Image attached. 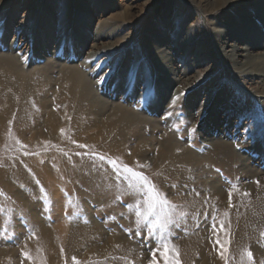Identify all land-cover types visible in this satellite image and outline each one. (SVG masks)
<instances>
[{
	"label": "rangeland",
	"instance_id": "374dc122",
	"mask_svg": "<svg viewBox=\"0 0 264 264\" xmlns=\"http://www.w3.org/2000/svg\"><path fill=\"white\" fill-rule=\"evenodd\" d=\"M223 1L0 0V54L19 59L20 73L49 62L59 67L47 71L54 77L77 65L104 105L100 116L116 104L142 116L119 145L111 137L32 145L18 127L3 133L0 264H43L44 256L46 264H149L147 186L125 165L178 205L171 218L179 226L156 206L155 235L172 229L181 264H226L212 228L221 221L227 264H264V0ZM224 37L262 64L241 72ZM164 136L183 149L177 163L157 157ZM139 138L144 155L128 159ZM179 168L177 181L165 175Z\"/></svg>",
	"mask_w": 264,
	"mask_h": 264
},
{
	"label": "bare ground",
	"instance_id": "6f19581e",
	"mask_svg": "<svg viewBox=\"0 0 264 264\" xmlns=\"http://www.w3.org/2000/svg\"><path fill=\"white\" fill-rule=\"evenodd\" d=\"M239 1L224 0L222 5L223 7L230 4L234 5L239 3ZM220 5L218 6L220 7ZM218 32L220 34L223 33L222 30H218ZM223 40L222 44L225 47L224 51L228 58L234 64L240 63V66L243 67L241 72L244 74L250 73L253 68L262 64V62L251 59L248 47H239L236 43L229 42L227 37H224ZM227 47H229L228 50L226 49ZM238 56L246 59L238 60ZM19 62V59L13 55L0 54V140H3V133L9 127H18L21 129L19 131H17L18 129L16 130L19 139L25 140L32 145L41 142L55 144L56 142L66 141L70 143L79 141L93 142L94 144L105 143L110 137L114 138L113 143L116 144L122 143L118 141L124 139L123 131L126 130L128 132V129L138 124V120L142 117H137L136 113L127 111L117 104L112 106L110 112L108 111L106 115L100 116L104 105L99 104L100 100L93 92L91 80L83 74L77 65H62L59 73L53 77L47 71L51 70L52 67L53 71H55L54 68L56 67L55 65H50L48 61V65L36 68L30 74L20 73L24 69H21L23 67ZM263 66L264 63L262 64ZM246 67H250L251 71L247 72ZM262 67L259 66L261 71L264 70ZM58 68H56L57 71ZM41 69L46 74H38ZM139 140V144L135 145L130 151L128 159H138L144 155L143 147L146 145V141L142 138H139ZM158 143L161 147L157 155L159 160L168 157L170 161L177 163L181 157H184L182 153L176 151L180 149L183 152L182 147L178 146L174 141L171 142L169 137L164 136ZM223 147L225 146H220V148ZM184 160H186L183 163L185 167L192 163V159L189 161L184 158ZM36 166V163L32 164V167ZM179 169L175 173L172 172L173 176L172 174L165 175L177 181L179 179L178 174L186 168ZM161 171L164 173L165 169L163 168ZM47 174H50V171ZM213 195L215 194L213 193ZM115 241L113 239V244H118V241L116 243ZM194 245L197 246L198 244L194 243ZM190 249L191 251L197 250L191 247H188L187 250ZM42 251L39 250L38 254L41 252L43 256L45 250ZM42 259L43 261L41 260V262L46 264V256L42 257Z\"/></svg>",
	"mask_w": 264,
	"mask_h": 264
},
{
	"label": "snow or ice",
	"instance_id": "6c2138e0",
	"mask_svg": "<svg viewBox=\"0 0 264 264\" xmlns=\"http://www.w3.org/2000/svg\"><path fill=\"white\" fill-rule=\"evenodd\" d=\"M146 166L147 165H140V167H146ZM124 171L129 173L131 178L139 181L141 184V187L147 186L146 191L144 193L148 197V199L146 201H144V203L147 204V209H146L145 213L143 214L144 215V224H145V226L148 227V231L150 233L154 234V236H155L154 242L156 245L154 248L149 249V251L151 253V259L149 261V264H159L157 253H159V257L163 259L164 264H181V262L179 260V251L175 247V245L172 244V242H171L172 237L174 236V232L172 231V229L170 227H167V225L179 226V222L174 221L171 218V212L175 211L178 208V205L170 202L166 196L162 197L160 195L158 189H156V186L150 184L147 177L144 176L143 173H138L133 168H131L127 165L124 166ZM257 183H259V182L257 181ZM234 187H236V186H234ZM197 195H198V193H197ZM245 195H248V193H245ZM231 196H232V192L229 191V203L230 204H231ZM157 205L161 206L162 208L170 210L168 213V220H167V225L165 226V230L163 232H160L159 235H155L157 228L160 226V218H158L156 215V206ZM135 215L137 217H139V216H141V212L137 211L135 213ZM180 215L185 216L186 214L180 213ZM150 218L154 219L155 223H152ZM136 223H137V225H139L140 220L138 219L136 221ZM212 228H213V232L217 234V239H216L215 243L220 245L221 249H223V251L221 252V256H222V258H224L226 260V264H227V258L224 255V253L227 252L226 244L230 243V241L221 242L220 239L218 238V232L225 231V229L223 227V221L220 222V228L218 230L215 228V224H213ZM33 235H34V233H33ZM262 235H264V234H262ZM245 254H246L249 261L253 260L252 252L250 250H246ZM22 255L26 259H28L29 261H31L33 259L29 252H22ZM72 259L74 261V264H79V262L76 261L75 257H73Z\"/></svg>",
	"mask_w": 264,
	"mask_h": 264
}]
</instances>
